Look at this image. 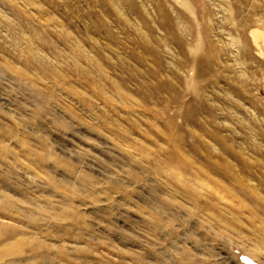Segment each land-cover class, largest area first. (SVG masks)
<instances>
[{
    "label": "rangeland",
    "instance_id": "374dc122",
    "mask_svg": "<svg viewBox=\"0 0 264 264\" xmlns=\"http://www.w3.org/2000/svg\"><path fill=\"white\" fill-rule=\"evenodd\" d=\"M0 264H264V0H0Z\"/></svg>",
    "mask_w": 264,
    "mask_h": 264
}]
</instances>
